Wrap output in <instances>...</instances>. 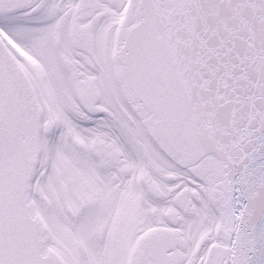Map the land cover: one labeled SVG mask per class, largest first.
I'll list each match as a JSON object with an SVG mask.
<instances>
[{
  "label": "snow or ice",
  "instance_id": "obj_1",
  "mask_svg": "<svg viewBox=\"0 0 264 264\" xmlns=\"http://www.w3.org/2000/svg\"><path fill=\"white\" fill-rule=\"evenodd\" d=\"M0 264H264V0H0Z\"/></svg>",
  "mask_w": 264,
  "mask_h": 264
}]
</instances>
